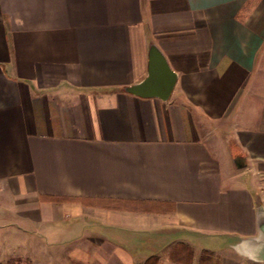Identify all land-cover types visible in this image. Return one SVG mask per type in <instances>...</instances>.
Here are the masks:
<instances>
[{"label":"crops","instance_id":"crops-1","mask_svg":"<svg viewBox=\"0 0 264 264\" xmlns=\"http://www.w3.org/2000/svg\"><path fill=\"white\" fill-rule=\"evenodd\" d=\"M260 205L264 0H0V264H253Z\"/></svg>","mask_w":264,"mask_h":264},{"label":"water","instance_id":"water-1","mask_svg":"<svg viewBox=\"0 0 264 264\" xmlns=\"http://www.w3.org/2000/svg\"><path fill=\"white\" fill-rule=\"evenodd\" d=\"M178 74L169 64L163 51L153 44L149 53V72L142 82L127 87L126 92L142 98H158L168 101L176 87ZM246 159L236 156L235 165L238 169L246 166ZM258 235L242 240L235 249L246 257L256 258L260 249H264V206L258 207ZM259 262H264V255L259 256Z\"/></svg>","mask_w":264,"mask_h":264},{"label":"trees","instance_id":"trees-1","mask_svg":"<svg viewBox=\"0 0 264 264\" xmlns=\"http://www.w3.org/2000/svg\"><path fill=\"white\" fill-rule=\"evenodd\" d=\"M234 150H235V147H234ZM44 200H49V201H53V202H58V203H61V202H64V201H79V200H82L81 198H75V197H72V198H66V197H59V196H47V197H43ZM144 205H147L148 207V211H153V206H157V204L153 205L152 203H144ZM146 207V208H147ZM211 260L210 259H205L202 261V264H210Z\"/></svg>","mask_w":264,"mask_h":264},{"label":"clouds","instance_id":"clouds-1","mask_svg":"<svg viewBox=\"0 0 264 264\" xmlns=\"http://www.w3.org/2000/svg\"><path fill=\"white\" fill-rule=\"evenodd\" d=\"M260 255H264V249H260V252L258 253V256L256 258L248 257V259L252 260L253 264H258Z\"/></svg>","mask_w":264,"mask_h":264},{"label":"rangeland","instance_id":"rangeland-1","mask_svg":"<svg viewBox=\"0 0 264 264\" xmlns=\"http://www.w3.org/2000/svg\"><path fill=\"white\" fill-rule=\"evenodd\" d=\"M25 264H32V261H25Z\"/></svg>","mask_w":264,"mask_h":264}]
</instances>
